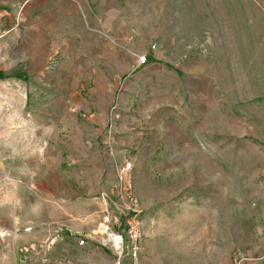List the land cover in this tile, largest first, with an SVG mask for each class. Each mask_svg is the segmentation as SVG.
<instances>
[{"label":"rangeland","instance_id":"1","mask_svg":"<svg viewBox=\"0 0 264 264\" xmlns=\"http://www.w3.org/2000/svg\"><path fill=\"white\" fill-rule=\"evenodd\" d=\"M107 195L137 264H264V0H0V264H115Z\"/></svg>","mask_w":264,"mask_h":264},{"label":"built area","instance_id":"2","mask_svg":"<svg viewBox=\"0 0 264 264\" xmlns=\"http://www.w3.org/2000/svg\"><path fill=\"white\" fill-rule=\"evenodd\" d=\"M145 58L141 59V63ZM131 169V163L122 164L118 179L122 181ZM105 208L102 222L98 226L96 234L106 235L114 245L115 264H120L124 258H130L133 264H137L144 238V221L142 211L129 207H122L116 200L104 196ZM131 203L134 201L131 199ZM116 232V235H111ZM111 238V239H110ZM85 244L84 240L79 245Z\"/></svg>","mask_w":264,"mask_h":264},{"label":"crops","instance_id":"3","mask_svg":"<svg viewBox=\"0 0 264 264\" xmlns=\"http://www.w3.org/2000/svg\"><path fill=\"white\" fill-rule=\"evenodd\" d=\"M111 235H116V232L112 233ZM93 242H96L95 238L92 239Z\"/></svg>","mask_w":264,"mask_h":264}]
</instances>
